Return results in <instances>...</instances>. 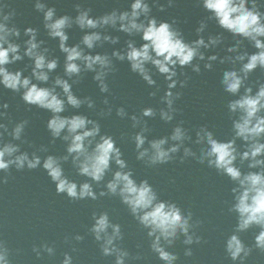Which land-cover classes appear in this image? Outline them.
<instances>
[{"label":"water","instance_id":"water-1","mask_svg":"<svg viewBox=\"0 0 264 264\" xmlns=\"http://www.w3.org/2000/svg\"><path fill=\"white\" fill-rule=\"evenodd\" d=\"M0 264H264V0H0Z\"/></svg>","mask_w":264,"mask_h":264}]
</instances>
